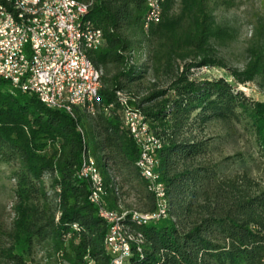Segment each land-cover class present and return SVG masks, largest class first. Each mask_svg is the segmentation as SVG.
Returning <instances> with one entry per match:
<instances>
[{"label": "trees", "instance_id": "obj_1", "mask_svg": "<svg viewBox=\"0 0 264 264\" xmlns=\"http://www.w3.org/2000/svg\"><path fill=\"white\" fill-rule=\"evenodd\" d=\"M77 1L90 3L85 17L103 36L88 53L102 72L93 112L50 109L0 79V167L13 183L0 264H110L109 223L78 177L83 153L101 173L106 207L127 212L122 223L143 239L124 264H264V184L246 170L221 173L205 132L213 121L241 124L264 153V101L234 85L264 81V40L248 44L242 69L227 68L232 80L193 78L196 68H226L215 44L237 31L214 10L227 0H163L159 22L146 29L144 0ZM120 95L162 144L159 221L132 218L157 206L123 127ZM128 192L133 204L124 202Z\"/></svg>", "mask_w": 264, "mask_h": 264}, {"label": "built area", "instance_id": "obj_2", "mask_svg": "<svg viewBox=\"0 0 264 264\" xmlns=\"http://www.w3.org/2000/svg\"><path fill=\"white\" fill-rule=\"evenodd\" d=\"M155 0H146V8H154ZM88 9L72 7L71 0H56L46 7V15L36 25L15 24L12 8L0 5V79L9 86H20V92L35 95L40 102L89 93L98 81L93 77L90 65H85L82 52L72 50L73 32L82 26V13ZM161 17L154 15V23ZM103 38L95 33V26L84 29V42L92 49L101 46ZM129 122L138 138L139 154L145 165L146 179L152 190H158L157 177L153 173L156 144L151 135L142 129L143 116H135V111L127 114ZM84 171L78 170L82 179ZM89 200L92 197L89 192ZM160 215L148 222L159 221ZM100 213V211H98ZM109 221V247L116 264L125 250L115 233V221L120 217L101 213ZM141 241L143 239L141 237Z\"/></svg>", "mask_w": 264, "mask_h": 264}, {"label": "rangeland", "instance_id": "obj_3", "mask_svg": "<svg viewBox=\"0 0 264 264\" xmlns=\"http://www.w3.org/2000/svg\"><path fill=\"white\" fill-rule=\"evenodd\" d=\"M227 1L232 4L230 7L229 3L223 2L214 10L218 23L228 24L237 31L233 40L215 44L217 55L226 68H196L192 71L193 78L223 77L232 80L227 68L242 69L246 62L245 50L248 44L253 39L264 40V0ZM234 85L250 98L264 101V81ZM205 132L211 138V158L220 164L221 173L246 170L256 181L264 184V153L258 151L251 134L241 124L213 121ZM7 173V167H0V246L6 243L4 233L10 229L13 218V183L7 178ZM124 198L126 204L135 202L130 192Z\"/></svg>", "mask_w": 264, "mask_h": 264}, {"label": "bare ground", "instance_id": "obj_4", "mask_svg": "<svg viewBox=\"0 0 264 264\" xmlns=\"http://www.w3.org/2000/svg\"><path fill=\"white\" fill-rule=\"evenodd\" d=\"M56 0H0V5L7 6L12 8L13 12L15 13V24H22L25 22L26 25H36L41 20V17H44L46 15V7ZM162 1L163 0H155L154 2V8H146V14L144 16V22L143 27L146 29L150 24H154V15H157V17H161L162 14ZM72 7H75L77 9H88L90 3L87 4L79 2L77 0H71ZM146 5V0H144ZM86 12L82 13V26L76 27V32H73V40H72V50L75 51H81L82 52V59L85 62V65H90L91 70L93 73V77H97L98 81L94 83V89L92 92L89 93H81L79 102L77 101L76 96H65L62 98L57 99H51L46 100L44 102H41L43 105L50 109H56V110H63L70 115H73V108L78 107L82 110H84L86 113H92L94 110V106L98 102V90L100 87V76L102 74L101 70L96 68L93 63L90 60L89 52L91 50H94L91 48V45L88 42H84V29H89L94 24L88 20L86 16ZM95 33L99 36V38H103L102 32L99 28L95 27ZM13 90H17L20 92V86H10ZM119 96V95H118ZM121 100V120L123 123V127L127 129L130 137L134 141L136 147L138 148L139 152V143L138 138L135 135V129L132 126V123L129 122V119L127 118V114H130L131 111H135V116H143L139 111L129 107L127 105V100L124 96L120 95ZM142 129H145L146 135H151L153 137V142H155L156 147L154 151V164H153V173L157 177V183H158V190H152L151 186L148 183V190L155 196L156 200V211L153 213H138L133 212L132 218L137 220L138 223H146L148 221L142 220V219H150L151 217H157L160 215V207L162 206V217L165 216V210H166V204H165V188L162 183L158 181V175L155 171L156 164H157V158L156 154L157 151L161 148V142L159 139L156 138V136L149 130L147 123L145 122V119L143 117L142 119ZM137 164L139 167V170L141 172L142 177L146 179L145 174V165L142 161V157L139 154V158L137 160ZM80 171H84L82 173V178L87 180L90 188V196L92 197V201L90 202L94 203L98 211L99 216L105 220L104 215L101 213H108V215H117L120 216L115 221V233L118 238V241L125 250L124 253H122L121 258L119 259V264H124L125 260L131 253V245L134 244L137 252L141 251V245L143 242L141 241V235L139 233H134L129 230L127 226H125L122 223V218L127 214V212H118L116 210H110L106 207L105 203L103 202L102 196L105 194L103 189V179L101 176V173L99 172L96 162L87 153H83L82 158V165ZM106 221V220H105ZM109 223V221H106ZM106 248L108 249V252L111 256L110 264H116L115 257L113 256L112 251H110L109 247V229L107 232V240H106Z\"/></svg>", "mask_w": 264, "mask_h": 264}]
</instances>
